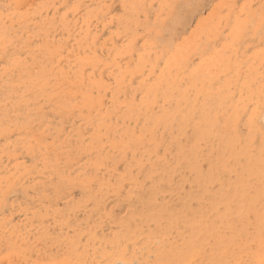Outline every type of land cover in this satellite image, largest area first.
Instances as JSON below:
<instances>
[{
  "label": "rangeland",
  "instance_id": "374dc122",
  "mask_svg": "<svg viewBox=\"0 0 264 264\" xmlns=\"http://www.w3.org/2000/svg\"><path fill=\"white\" fill-rule=\"evenodd\" d=\"M186 1L0 0V264H264V0Z\"/></svg>",
  "mask_w": 264,
  "mask_h": 264
},
{
  "label": "bare ground",
  "instance_id": "6f19581e",
  "mask_svg": "<svg viewBox=\"0 0 264 264\" xmlns=\"http://www.w3.org/2000/svg\"><path fill=\"white\" fill-rule=\"evenodd\" d=\"M187 1H188V0H187ZM187 1H186V2H187ZM180 2H181V1H180ZM201 2H203V1H201ZM201 2H200V4H199V8H201V7H200ZM189 3H190V2H189ZM186 4H187V3H186ZM186 4H185V5H186ZM202 4H203V3H202ZM181 5H182V3H181ZM193 5H194V4H193ZM202 6H203V5H202ZM139 10H140V9H139ZM140 11H141V10H140ZM179 11H180V10H179ZM176 12H177L178 15H180V14H179L180 12H178L177 9H176ZM174 15H176V14H174ZM174 15H173V16H174ZM174 18H175V17H174ZM178 18H179V17H178ZM182 18H183V17H182ZM172 19H173V18H172ZM173 20H174V19H173ZM178 20H179V19H178ZM175 22H176V21H175ZM167 23H168V22H167ZM167 23H166V24H167ZM169 23L171 24L172 22L169 20ZM178 23H180V22H178ZM173 24H175V23H173ZM173 24H172V25H173ZM172 25H171V26H172ZM181 25H182V24H181ZM173 26H174V25H173ZM167 27H168V26H167ZM7 28H8V27H7ZM174 28H175V27H174ZM166 29H167V28H166ZM168 30H170V28L167 29V31H168ZM162 31H163V28H162ZM19 32H20V31H19ZM162 36H163V35H162ZM159 39H161V38L159 37L158 40H159ZM159 41L162 42L161 40H159ZM208 43H209V42H208ZM160 44H161V43H160ZM169 44H171V43H169ZM161 45H162V44H161ZM171 47H172V44H171ZM171 47H170V48H171ZM170 50H171V49H170ZM148 62H149V61H148ZM237 70H238V69H237ZM213 102H214V101H213ZM263 111H264V110H263ZM171 118H172V117H171ZM260 120H261V119H260ZM261 122H262V121H261ZM259 128H260V127H259ZM260 129H261V128H260ZM221 138H222V137H221ZM12 194H13V193H12ZM59 195H60V194H59ZM166 203H167V202H166ZM144 220H145V219H144Z\"/></svg>",
  "mask_w": 264,
  "mask_h": 264
}]
</instances>
